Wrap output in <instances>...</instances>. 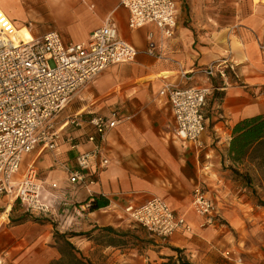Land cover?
Here are the masks:
<instances>
[{
  "label": "crops",
  "instance_id": "crops-1",
  "mask_svg": "<svg viewBox=\"0 0 264 264\" xmlns=\"http://www.w3.org/2000/svg\"><path fill=\"white\" fill-rule=\"evenodd\" d=\"M175 1L178 23L173 37L162 43L161 58L144 50L148 31L158 34L157 29L149 25L130 30L120 0L75 1L74 14L80 16L83 34L71 41L86 40L110 17L137 54L131 63L105 69L73 96L66 118L77 116L81 125L58 127L62 135L73 136L79 143L76 148L62 141L53 151L35 149L29 159L37 168L42 191L50 194L58 231L79 233L69 241L94 264H160L162 257L176 256L172 248L179 249L190 264H264V206L247 198L248 189L264 192V177L250 184L252 188L232 180L233 169L247 170L248 158L236 162L228 151L234 125L264 115V0H250L243 12L242 7L235 8L234 16L225 13L229 7H217L215 0ZM223 58L234 65L225 80L208 78L200 71ZM174 85L211 87L203 107L201 148L172 134L174 119L164 89ZM114 110L124 119L110 131L96 161L105 157L108 165L88 169L96 178L90 194L68 182L67 169L74 166L77 153L93 148L85 141L93 132L88 119ZM196 184L215 202L221 224L204 226L203 218L191 209ZM152 196L183 215L191 231L161 238L125 215L126 205L141 204ZM7 197L0 198L6 216L0 221V233L8 232L12 227L7 225L14 220ZM93 201L98 207L92 210ZM103 233H135L137 244L132 248L108 244ZM224 251L230 255L224 256Z\"/></svg>",
  "mask_w": 264,
  "mask_h": 264
},
{
  "label": "built area",
  "instance_id": "built-area-1",
  "mask_svg": "<svg viewBox=\"0 0 264 264\" xmlns=\"http://www.w3.org/2000/svg\"><path fill=\"white\" fill-rule=\"evenodd\" d=\"M127 10L130 30L153 25L158 34L148 31L145 52L162 57V43L173 37L178 23L175 0H120ZM18 34L17 26L0 6V195L19 201L29 213L52 215V205L41 199L42 185L34 161L27 162L19 173L24 155L35 149L53 151L62 141L76 148L72 135H62L55 128V118L72 97L99 73L117 65L135 60L137 50L120 37L116 23L108 17L93 29L84 41L66 40L56 29L43 33ZM234 65L227 59H218L200 69L208 78L225 80ZM185 76V73H182ZM173 115V136L201 148L205 131L203 107L211 87L167 86L164 89ZM124 117L117 111L109 115H93L88 124L93 132L85 141L92 143L89 151L74 157V166L67 169L68 182L85 188L96 178L90 176L92 166L98 170L109 160L101 156L107 136ZM63 126H80L77 116L68 117ZM56 187L55 183L51 184ZM191 209L203 218V225L221 224L215 202L206 190L196 184L192 190ZM125 215L157 237L167 238L176 231L189 232L192 226L183 215H177L158 196H152L138 205H126ZM229 256V251L223 252Z\"/></svg>",
  "mask_w": 264,
  "mask_h": 264
},
{
  "label": "rangeland",
  "instance_id": "rangeland-1",
  "mask_svg": "<svg viewBox=\"0 0 264 264\" xmlns=\"http://www.w3.org/2000/svg\"><path fill=\"white\" fill-rule=\"evenodd\" d=\"M76 0H0L2 10L16 23V26L23 24L30 27L34 32L43 33L47 29L55 28L66 40H76L82 37L83 25H80V16L74 14ZM216 6L220 8L222 5L225 13L235 14V8L249 5L250 0H215ZM220 1H223L220 3ZM258 0H253L256 3ZM227 7V8H226ZM237 20V18H236ZM91 83V82H89ZM88 83V84H89ZM87 84V85H88ZM73 99V97H72ZM71 101L58 113L54 122L55 128L65 121L66 112L72 103ZM31 156V157H30ZM32 158V154L24 155L20 165L19 173L16 178L23 172L27 162ZM237 167V166H236ZM246 169L242 168L241 173L250 175L251 184H255L258 180L264 177V163L260 160H250L246 163ZM258 169L257 173L255 169ZM239 171V170H238ZM240 172V171H239ZM232 180L241 182L238 177L231 174ZM249 187L252 188L250 185ZM247 198L259 204L264 202V192L256 189L247 190ZM234 194H238V190H234ZM2 195H0V198ZM50 194L47 191L41 192V199L49 202ZM11 199L13 215L12 221L8 223V227L12 228L8 232L0 233V264H49L53 260L59 258L58 246L61 241L54 236L58 232L56 218L52 215H40L38 213L31 214L25 210V207L17 200ZM264 206V205H262ZM6 216L0 210V221H4ZM66 234V233H65ZM152 234V233H151ZM135 235V236H134ZM108 238V237H107ZM136 234L126 235L124 238L125 246L137 244L135 241ZM107 241L106 237H103ZM77 248V247H76Z\"/></svg>",
  "mask_w": 264,
  "mask_h": 264
},
{
  "label": "trees",
  "instance_id": "trees-1",
  "mask_svg": "<svg viewBox=\"0 0 264 264\" xmlns=\"http://www.w3.org/2000/svg\"><path fill=\"white\" fill-rule=\"evenodd\" d=\"M228 151L231 158L236 162L247 157L250 160H260L264 163V115H256L237 122L232 130ZM232 174L243 183H246L247 186L251 184L250 175L247 173L243 174L237 169H233ZM259 204L264 205V202L260 201ZM97 207L95 201L90 203V209L93 210ZM105 230L110 232L109 228H105ZM76 235H79V233H54L56 239L61 241L57 248L59 258L49 264H94L69 241L70 237ZM125 236L120 233H103L102 235V237H106L108 244L115 245L125 244L126 242L122 239ZM172 250L176 252V256H164L160 264H190L182 257L179 249L172 248Z\"/></svg>",
  "mask_w": 264,
  "mask_h": 264
},
{
  "label": "bare ground",
  "instance_id": "bare-ground-1",
  "mask_svg": "<svg viewBox=\"0 0 264 264\" xmlns=\"http://www.w3.org/2000/svg\"><path fill=\"white\" fill-rule=\"evenodd\" d=\"M26 27L23 26V27H20L19 29H17L18 34L23 35V36H28L30 34V31H29L28 27L27 28Z\"/></svg>",
  "mask_w": 264,
  "mask_h": 264
}]
</instances>
